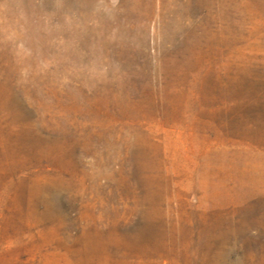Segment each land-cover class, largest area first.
<instances>
[{"label":"rangeland","instance_id":"374dc122","mask_svg":"<svg viewBox=\"0 0 264 264\" xmlns=\"http://www.w3.org/2000/svg\"><path fill=\"white\" fill-rule=\"evenodd\" d=\"M0 264H264V0H0Z\"/></svg>","mask_w":264,"mask_h":264}]
</instances>
